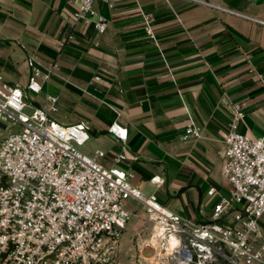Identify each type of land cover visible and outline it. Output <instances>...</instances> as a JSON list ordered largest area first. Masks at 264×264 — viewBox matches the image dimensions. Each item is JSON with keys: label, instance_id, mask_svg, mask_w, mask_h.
Here are the masks:
<instances>
[{"label": "crops", "instance_id": "crops-1", "mask_svg": "<svg viewBox=\"0 0 264 264\" xmlns=\"http://www.w3.org/2000/svg\"><path fill=\"white\" fill-rule=\"evenodd\" d=\"M96 8L109 20L104 34L77 21L68 0H0V84L24 89L35 56L55 75L30 94L34 107L57 97L56 121L90 124L87 154L104 151L101 161L112 167L125 153L117 167L135 175L144 195L155 194L184 223L210 221L230 193L222 100L243 106V134L264 133V0H98ZM191 118L203 128L199 139L184 138ZM114 122L128 129L125 143L108 132ZM127 207L132 215L138 205Z\"/></svg>", "mask_w": 264, "mask_h": 264}, {"label": "built area", "instance_id": "built-area-1", "mask_svg": "<svg viewBox=\"0 0 264 264\" xmlns=\"http://www.w3.org/2000/svg\"><path fill=\"white\" fill-rule=\"evenodd\" d=\"M68 1L77 7V21L94 24L99 34L107 31L109 20L97 10L98 0ZM139 11L147 35L156 42L151 18ZM27 63L31 74L24 89L0 84V129L9 130L0 143V264H116L131 219L130 200L142 204L156 222L146 248L158 257L171 256L180 264L218 259L264 264V133L253 137L240 131L245 121L240 103L222 100L230 115L222 167L230 193L215 206L210 221L184 223L155 194L144 195L133 184V173L117 167L127 161L125 153L106 167L104 151H83L91 126L56 121L52 114L59 110L57 97L48 95L43 108L32 105L30 94H40L55 73L35 56ZM108 132L120 142L128 140V129L117 122ZM202 134L201 125L191 118L184 138ZM153 181L161 183V178ZM216 192L212 189L209 195ZM230 214L234 220L227 224ZM172 236L179 244L169 254Z\"/></svg>", "mask_w": 264, "mask_h": 264}, {"label": "rangeland", "instance_id": "rangeland-1", "mask_svg": "<svg viewBox=\"0 0 264 264\" xmlns=\"http://www.w3.org/2000/svg\"><path fill=\"white\" fill-rule=\"evenodd\" d=\"M29 111V110H27ZM9 130L0 129V143L7 137ZM93 143L91 141L90 144ZM84 149V148H83ZM84 151V150H83ZM134 210L127 229L123 232L116 264H180L178 260L169 257H158L153 250H148L146 245L152 240L155 233L156 222L147 214L142 204ZM211 264H229L224 260L218 259Z\"/></svg>", "mask_w": 264, "mask_h": 264}, {"label": "bare ground", "instance_id": "bare-ground-1", "mask_svg": "<svg viewBox=\"0 0 264 264\" xmlns=\"http://www.w3.org/2000/svg\"><path fill=\"white\" fill-rule=\"evenodd\" d=\"M179 244L178 240L176 239L175 236H172V238L170 239V243L168 245V253H172L174 251V249L177 247V245Z\"/></svg>", "mask_w": 264, "mask_h": 264}]
</instances>
